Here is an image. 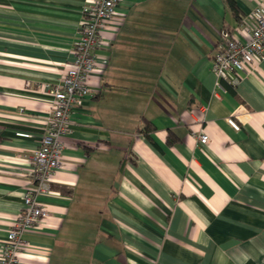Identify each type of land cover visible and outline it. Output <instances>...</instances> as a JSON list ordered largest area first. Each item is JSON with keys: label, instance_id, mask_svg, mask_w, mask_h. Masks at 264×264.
<instances>
[{"label": "crops", "instance_id": "1", "mask_svg": "<svg viewBox=\"0 0 264 264\" xmlns=\"http://www.w3.org/2000/svg\"><path fill=\"white\" fill-rule=\"evenodd\" d=\"M88 1L0 0V248ZM259 5L115 6L94 92L72 109L63 167L37 196L49 214L22 233L16 264H264V58L221 79L211 68L221 31L244 40Z\"/></svg>", "mask_w": 264, "mask_h": 264}, {"label": "built area", "instance_id": "2", "mask_svg": "<svg viewBox=\"0 0 264 264\" xmlns=\"http://www.w3.org/2000/svg\"><path fill=\"white\" fill-rule=\"evenodd\" d=\"M122 0H89L82 8L79 33L73 45L72 61L65 66L59 83L50 87L52 110L46 117L39 145L32 151L33 186L23 195V206L12 226L7 231L0 248V264H16L17 254L23 244L22 233L45 220L49 211L37 200V196L50 191V178L55 170L63 167L61 160L64 146L63 136L70 131V113L82 104L84 98L94 92L89 81L96 70L95 49L101 43L100 30ZM264 58V5L256 6L251 12V24L244 40L221 31L211 68L219 79L231 73L245 74ZM233 80V83L236 82ZM49 87V85H46ZM227 122L239 129L233 117ZM21 135H28L18 132ZM198 141L206 143L208 135L198 134Z\"/></svg>", "mask_w": 264, "mask_h": 264}, {"label": "trees", "instance_id": "3", "mask_svg": "<svg viewBox=\"0 0 264 264\" xmlns=\"http://www.w3.org/2000/svg\"><path fill=\"white\" fill-rule=\"evenodd\" d=\"M232 4V3H231ZM50 188H51V185H50Z\"/></svg>", "mask_w": 264, "mask_h": 264}]
</instances>
